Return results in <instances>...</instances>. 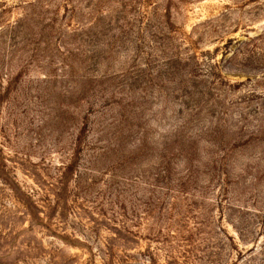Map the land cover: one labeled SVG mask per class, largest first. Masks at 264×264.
<instances>
[{"label":"rangeland","instance_id":"1","mask_svg":"<svg viewBox=\"0 0 264 264\" xmlns=\"http://www.w3.org/2000/svg\"><path fill=\"white\" fill-rule=\"evenodd\" d=\"M0 264H264V0H0Z\"/></svg>","mask_w":264,"mask_h":264}]
</instances>
